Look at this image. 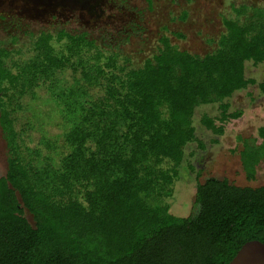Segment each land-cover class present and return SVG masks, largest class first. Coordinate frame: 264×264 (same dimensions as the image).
<instances>
[{"label": "trees", "instance_id": "1", "mask_svg": "<svg viewBox=\"0 0 264 264\" xmlns=\"http://www.w3.org/2000/svg\"><path fill=\"white\" fill-rule=\"evenodd\" d=\"M231 12L211 52L180 50L162 34L138 67L86 32L42 31L33 54L11 64L13 51L0 47V130L7 148L0 264H228L245 242L264 243V185L207 177L196 183L194 215H173L164 203L184 146L199 141L195 108L218 103L220 123L239 117L225 99L256 83L245 76L246 61L264 62V6L232 5ZM66 69L74 76L68 86L56 73ZM41 78L71 123L64 134L70 150L56 165L25 161L12 117L15 93ZM214 120L203 114L200 123L221 135L223 125ZM258 138L238 136L248 181L264 162V123Z\"/></svg>", "mask_w": 264, "mask_h": 264}, {"label": "rangeland", "instance_id": "2", "mask_svg": "<svg viewBox=\"0 0 264 264\" xmlns=\"http://www.w3.org/2000/svg\"><path fill=\"white\" fill-rule=\"evenodd\" d=\"M240 4L264 6V0H0V47L13 51L9 64L21 62L33 54V39L40 32L55 34L64 29L70 33L86 32L103 49L116 48L120 60L131 67L140 66L156 52L162 34L180 50L202 56L215 48L216 39L224 32L222 18L232 14V5ZM244 72L256 83L225 99L228 112L240 111L239 117L220 123L216 120L220 116L218 103L202 104L194 110L193 125L199 141L184 146L173 193L164 200L173 215L196 213V183L207 177L227 178L238 186L264 185V162L257 166L255 179L248 181L238 154L242 147L238 136L260 142L258 127L264 123V90L260 85L264 84V62L246 61ZM56 73L65 86L73 82L70 70ZM80 83L83 82L73 85ZM47 85L48 81L41 78L27 91L16 92L11 102L12 117L22 136L23 156L32 164L38 159L36 165L43 160L56 165L70 150L64 134L71 123ZM98 90L93 88L91 93L97 94ZM203 114L214 118L216 125H223L221 135L200 123ZM35 152L38 157H34ZM6 158L7 148L0 130V176L6 172ZM25 215L32 222L31 214L26 211Z\"/></svg>", "mask_w": 264, "mask_h": 264}, {"label": "water", "instance_id": "3", "mask_svg": "<svg viewBox=\"0 0 264 264\" xmlns=\"http://www.w3.org/2000/svg\"><path fill=\"white\" fill-rule=\"evenodd\" d=\"M228 264H264V243L259 240L245 242Z\"/></svg>", "mask_w": 264, "mask_h": 264}]
</instances>
